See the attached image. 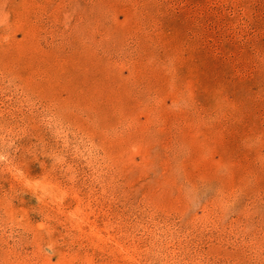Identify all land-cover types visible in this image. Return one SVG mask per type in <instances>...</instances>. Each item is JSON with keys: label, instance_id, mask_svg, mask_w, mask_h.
<instances>
[{"label": "rangeland", "instance_id": "rangeland-1", "mask_svg": "<svg viewBox=\"0 0 264 264\" xmlns=\"http://www.w3.org/2000/svg\"><path fill=\"white\" fill-rule=\"evenodd\" d=\"M0 264H264V0H0Z\"/></svg>", "mask_w": 264, "mask_h": 264}]
</instances>
